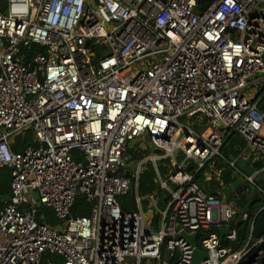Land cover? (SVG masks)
<instances>
[{
  "label": "built area",
  "instance_id": "1",
  "mask_svg": "<svg viewBox=\"0 0 264 264\" xmlns=\"http://www.w3.org/2000/svg\"><path fill=\"white\" fill-rule=\"evenodd\" d=\"M28 131L36 145L15 152ZM233 135L245 145L228 165L255 185L236 163L246 149L264 160V0H7L0 171H11V193L0 264H192L182 232L198 234L200 264H264V237L237 252L220 242L229 228L235 243L231 222L249 218L226 200L217 165ZM146 163L158 187L152 214L139 192ZM133 184L137 210L125 213ZM79 196L89 216H73Z\"/></svg>",
  "mask_w": 264,
  "mask_h": 264
},
{
  "label": "trees",
  "instance_id": "2",
  "mask_svg": "<svg viewBox=\"0 0 264 264\" xmlns=\"http://www.w3.org/2000/svg\"><path fill=\"white\" fill-rule=\"evenodd\" d=\"M35 145L36 144L34 140V134L32 131H28L23 138H18L16 140L13 150L15 152H22L26 148ZM237 147H241V148L244 147V142L240 140L238 136L233 135L227 140V142L225 143V145L221 150L222 155L226 158L227 161H229L228 157L230 155L236 156L238 154V152L235 150ZM131 155L133 161L142 158V155L133 154V151H131ZM224 165L225 164L222 163L220 166L225 167ZM254 166L258 171H261L264 169V161L257 162L254 164ZM231 172L228 174L226 173V175L222 179V183L224 186H230L236 182L237 179L233 177ZM261 173L264 174V171ZM197 182L203 188L204 187L206 188L200 176H197ZM133 189H134V184L132 187V191L128 195L122 196L120 198L122 210L125 213L137 210L133 195ZM156 189L157 187L154 184H152V179H151V184L150 181L148 184V179L145 176L143 177V175L141 176L139 181V192L143 196L152 195L153 192H156ZM262 191H264L263 188ZM10 193H11V171L8 168H4L0 171V198H3L4 196H9ZM159 197H160V207L165 208V206L169 201L168 195L162 194L160 192ZM252 197H253V201L250 203L247 211L243 210V205L247 203V197L245 195H242V198L239 199V202L237 203V206L243 212H246L249 218L248 220L243 221L241 217L238 216L234 221L231 222V227L237 232L236 242L230 243L226 240L223 242V246L231 248L233 252L240 251L249 242L250 239L251 241H257L262 237H264V196L259 192L256 195L255 194L252 195ZM2 206L3 204H0V211L2 209ZM72 213L74 217L89 216L90 208L83 197L79 196L76 199L74 207L72 209ZM39 216H44L46 218L47 224L51 226H56L58 224L54 213L50 210L40 211ZM254 221L255 224L253 225ZM159 222H160V216L155 215L153 218V225L155 226L156 229H158ZM198 246L201 247L200 242H198ZM51 259L53 261H59V258L57 256H51Z\"/></svg>",
  "mask_w": 264,
  "mask_h": 264
},
{
  "label": "rangeland",
  "instance_id": "3",
  "mask_svg": "<svg viewBox=\"0 0 264 264\" xmlns=\"http://www.w3.org/2000/svg\"><path fill=\"white\" fill-rule=\"evenodd\" d=\"M108 29H110V27H107ZM183 123H188L190 122V125L193 126V124H191V121L187 118H184L181 120ZM197 124V123H196ZM197 128V127H196ZM139 147V144H135L133 146V154H137V155H142L143 152H139L137 149ZM154 152L152 150L149 151L148 155H153ZM254 157H257L258 159H260L261 157L254 152L252 149H246V151L242 154L241 158L239 159V161L237 162V169L243 171L247 176H256L255 178V185L249 184L246 181H243V185L241 187H239L238 189H236L234 191V193L232 195H230L229 197H226V200L233 203V204H237L239 202V199L242 198V195H245L247 197V203L245 205H243V210L247 211L249 208L250 203L253 201V197L252 195H256L257 193L260 192V190H262V188L264 189V174L261 173L263 172L258 171L255 166L252 163V160ZM229 163L236 161V156H232L230 155L229 157ZM136 162L138 161H133L130 165V169L134 170L136 168ZM158 167L159 169L163 172L164 169V163L162 162H158ZM235 170V169H234ZM143 177L145 176L148 179V184L150 181L151 184V179H152V184H154L157 187V183H156V179L155 177V168L153 165H151L150 163H146L143 167ZM236 177L238 178V176L236 175ZM158 190V187L156 189V191ZM245 190H248L247 192H245ZM152 194H155V192H153ZM260 195V194H259ZM141 198H143L145 201L143 203L144 205V209L146 210L147 213H151L153 212V210L150 208L149 206V201L148 198L150 197V195L148 196H143L140 193ZM147 215V218L148 214ZM152 217V216H151ZM148 261H143V264H145ZM154 264V263H153Z\"/></svg>",
  "mask_w": 264,
  "mask_h": 264
},
{
  "label": "water",
  "instance_id": "4",
  "mask_svg": "<svg viewBox=\"0 0 264 264\" xmlns=\"http://www.w3.org/2000/svg\"><path fill=\"white\" fill-rule=\"evenodd\" d=\"M7 5V0H0V11L3 12L6 8ZM158 153H160V151H158ZM129 174V172H127V175ZM243 185V181L241 179H237L236 182L230 186H225L223 187V191L225 193L226 197H229L230 195H232L234 193V191L236 189H238L239 187H241ZM7 196L3 197V202H5L7 200ZM33 199L34 201L37 203V207L39 209H42V205L39 203V194L38 192H34L33 193ZM255 224V221L253 222V225ZM230 233V229L229 228H224L220 231V242L223 243L225 238L229 235ZM181 236L183 238H185L194 248V257H193V262L192 264H200V262L202 261V259L208 258V254L206 252H202L198 245H197V237L198 234L197 233H193V234H188L187 232H182Z\"/></svg>",
  "mask_w": 264,
  "mask_h": 264
},
{
  "label": "crops",
  "instance_id": "5",
  "mask_svg": "<svg viewBox=\"0 0 264 264\" xmlns=\"http://www.w3.org/2000/svg\"><path fill=\"white\" fill-rule=\"evenodd\" d=\"M240 140H242L241 138H240ZM243 141V140H242ZM244 142V141H243ZM245 145V144H244ZM243 148V147H242ZM241 147H237L235 150L238 152V154H239V150L240 149H242ZM237 154V155H238ZM237 155H236V158H237ZM240 159V158H239ZM239 159H238V161H239ZM237 161V162H238ZM260 161H264L262 158H260V159H258L257 157H254L253 158V160H252V163H253V165L255 164V163H257V162H260ZM230 161H227V162H222V163H224L225 165V167H222V166H220L222 163H219V164H217L218 165V168H225V172H224V176L226 175V173L228 174V173H230L231 172V170H232V172H231V174L233 175V177L235 178V179H239V177L237 178L236 177V170H234L233 168H231L229 165H228V163H229ZM236 168H237V163H236ZM230 169V170H229ZM241 171V170H240ZM243 172V171H242ZM224 176H223V178H224ZM222 178V179H223ZM205 186H206V190H210L209 188V184H207V183H205ZM248 191V190H247ZM8 197V196H7ZM6 202V201H5ZM5 202H3V198H0V204H3V206H2V209L4 208V206H5ZM1 209V210H2ZM155 216V215H154ZM154 216H153V218H154ZM155 227V226H154ZM165 254L163 255V260H165Z\"/></svg>",
  "mask_w": 264,
  "mask_h": 264
}]
</instances>
